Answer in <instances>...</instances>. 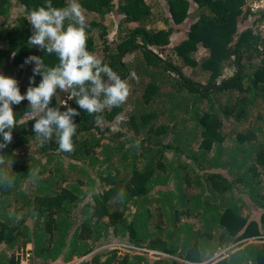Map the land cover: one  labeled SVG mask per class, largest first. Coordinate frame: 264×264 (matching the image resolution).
<instances>
[{
	"label": "trees",
	"instance_id": "16d2710c",
	"mask_svg": "<svg viewBox=\"0 0 264 264\" xmlns=\"http://www.w3.org/2000/svg\"><path fill=\"white\" fill-rule=\"evenodd\" d=\"M251 1L77 0L88 51L130 95L97 123L57 88L49 108L80 113L72 152L58 150L55 130L51 141L33 132L47 109L12 106L0 264H264V11ZM47 2L0 0V74L21 95L59 65L28 43L29 14ZM29 56L44 61L31 85Z\"/></svg>",
	"mask_w": 264,
	"mask_h": 264
},
{
	"label": "clouds",
	"instance_id": "9594fccd",
	"mask_svg": "<svg viewBox=\"0 0 264 264\" xmlns=\"http://www.w3.org/2000/svg\"><path fill=\"white\" fill-rule=\"evenodd\" d=\"M84 12L77 0H71L65 7H55L48 0L44 6L30 12L29 22L35 31L29 37V45H39L48 54L55 53L59 65L47 70L39 86H29L26 95H21L15 78L0 74V134H3L4 140V143H0V149L11 141L12 129L17 126L12 106L19 105L24 99L30 102L33 110L44 112L47 109L44 115L36 119L32 130L37 138L46 141H51L55 130L58 150L62 152L75 149L73 137L77 132V124L73 123L71 117L80 113L72 107H67L64 112L49 108L57 88L64 91L71 89L69 99L76 98L79 109L94 115L97 123L102 118L98 114L106 108L119 107L127 101L131 91L127 81L122 80L116 71L88 51L89 25ZM66 21H70L67 26ZM187 28L188 25L179 39L186 34ZM31 60L36 61V67L30 85L34 84V76L40 73L44 64L37 56H29L25 63ZM132 76L138 79L135 73ZM0 163H3V157H0Z\"/></svg>",
	"mask_w": 264,
	"mask_h": 264
},
{
	"label": "rangeland",
	"instance_id": "374dc122",
	"mask_svg": "<svg viewBox=\"0 0 264 264\" xmlns=\"http://www.w3.org/2000/svg\"><path fill=\"white\" fill-rule=\"evenodd\" d=\"M16 12H17V8L15 6H12L11 12H10L11 16H14L16 14ZM189 21L190 20H187V21H184L183 23L176 24L174 26V32L170 36V43L171 44H173V43H175V42H177L179 40L180 36L184 33L183 30L188 25ZM123 54H124L123 57H125V58L128 57V56L132 57L133 54H135V52L129 53L128 51L127 52L125 51ZM28 115H30V114H28ZM263 181H264V179H263ZM114 240L116 241L117 239H114ZM106 248H108V247H106ZM118 249H119L118 253L122 252V250H121L122 248H118ZM103 258H104V256L102 255L101 259H103ZM76 262H77L76 256H73V264L76 263Z\"/></svg>",
	"mask_w": 264,
	"mask_h": 264
},
{
	"label": "built area",
	"instance_id": "2783aa9c",
	"mask_svg": "<svg viewBox=\"0 0 264 264\" xmlns=\"http://www.w3.org/2000/svg\"><path fill=\"white\" fill-rule=\"evenodd\" d=\"M250 5L252 9L261 8L264 11V0H252ZM260 29H261V34L264 37V16L260 24Z\"/></svg>",
	"mask_w": 264,
	"mask_h": 264
},
{
	"label": "water",
	"instance_id": "95a60500",
	"mask_svg": "<svg viewBox=\"0 0 264 264\" xmlns=\"http://www.w3.org/2000/svg\"><path fill=\"white\" fill-rule=\"evenodd\" d=\"M125 51V50H124ZM14 135V134H13ZM13 135H12V138H13ZM12 140V139H11Z\"/></svg>",
	"mask_w": 264,
	"mask_h": 264
}]
</instances>
